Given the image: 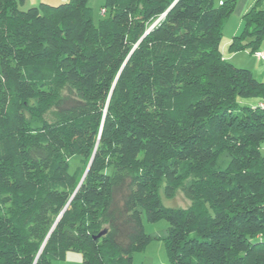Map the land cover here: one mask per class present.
Returning a JSON list of instances; mask_svg holds the SVG:
<instances>
[{
  "label": "trees",
  "instance_id": "trees-1",
  "mask_svg": "<svg viewBox=\"0 0 264 264\" xmlns=\"http://www.w3.org/2000/svg\"><path fill=\"white\" fill-rule=\"evenodd\" d=\"M23 1L0 0V264H132L143 215L169 264H264V80L219 49L237 0H105L97 25ZM261 1L230 51L262 47Z\"/></svg>",
  "mask_w": 264,
  "mask_h": 264
},
{
  "label": "rangeland",
  "instance_id": "rangeland-1",
  "mask_svg": "<svg viewBox=\"0 0 264 264\" xmlns=\"http://www.w3.org/2000/svg\"><path fill=\"white\" fill-rule=\"evenodd\" d=\"M47 1V2H46ZM68 0H24L22 3L19 4L20 10H27L32 7L38 6L40 3H45L48 5L56 6L62 3L67 2ZM252 1V0H251ZM258 1V0H257ZM105 0H88V7L90 9V15L91 20L94 25H97L99 20L102 19L104 16V11H102V7L104 5ZM240 0H237L236 7L233 11V13L227 18L223 25L222 29V37L219 45V49L221 51V54L223 58L226 60L227 58L230 59L227 61L234 65L237 68H243L251 71L256 77L258 81H263V78L261 77V74H264V64H262L258 59L255 57L254 54H251L249 50H243V51H230L229 45L233 37L231 36L232 33L237 29V26L242 23L241 29L238 32V35L242 31L243 27V21L241 20L242 17L236 14V9L243 4H245L244 0H242L240 3ZM257 3V2H256ZM259 8L264 9V0L261 1L259 4ZM239 26V27H240ZM264 45V43H263ZM263 45L259 50L263 49ZM242 104H255L256 101L252 99H244L241 101ZM260 154L264 156V143L261 144L259 148ZM225 159V158H224ZM226 163V159L225 162ZM80 165V160L78 156H73L69 159V172H73L77 166ZM159 195L161 197L162 203L165 207H172V208H186L189 205V202L184 198L183 194L179 191L175 194V196L172 199H167L163 195V190L161 189L159 191ZM143 225L146 229V233L150 235L153 239L151 242L146 246L144 252L135 253L133 255L132 264H169V259L166 254L165 246L163 238L165 236V230L167 228V223L164 219L156 222V223H149L146 221L144 215H143ZM71 254H77V253H68ZM78 256H80L78 254ZM67 263H64V261L61 260H55L52 262V264H70L69 260L65 261Z\"/></svg>",
  "mask_w": 264,
  "mask_h": 264
},
{
  "label": "crops",
  "instance_id": "crops-1",
  "mask_svg": "<svg viewBox=\"0 0 264 264\" xmlns=\"http://www.w3.org/2000/svg\"><path fill=\"white\" fill-rule=\"evenodd\" d=\"M242 0H240V2H241ZM47 2V1H46ZM239 2V3H240ZM244 2H245V4H243L242 6H241V8L239 7V9L237 8L236 9V14L237 15H239V16H243L252 6H254L255 5V3L257 2V0H244ZM238 5V4H237ZM242 20V19H241ZM243 21V20H242ZM242 26V23H240L238 26H237V29L232 33V35L231 36H236V35H238V32H239V30L241 29V26ZM240 26V27H239ZM228 59V58H227ZM226 59V60H227ZM228 60H230V59H228ZM231 61V60H230ZM253 74V73H252ZM254 75V74H253ZM263 76H264V74L262 73L261 74V77H259V78H263ZM254 77H255V75H254ZM256 78V77H255ZM258 79V78H257ZM145 229V228H144ZM145 231H146V229H145ZM166 231V230H165ZM144 252V251H143ZM69 253H71V252H69ZM70 261L69 263L70 264H83V262H82V259H81V256H78V254H71V255H69L68 253L66 254V256H65V258H64V260H62V261H64V263H67V262H65V261ZM151 264V263H150Z\"/></svg>",
  "mask_w": 264,
  "mask_h": 264
},
{
  "label": "built area",
  "instance_id": "built-area-1",
  "mask_svg": "<svg viewBox=\"0 0 264 264\" xmlns=\"http://www.w3.org/2000/svg\"><path fill=\"white\" fill-rule=\"evenodd\" d=\"M254 55L258 59V61L264 64V45H263V49L258 50Z\"/></svg>",
  "mask_w": 264,
  "mask_h": 264
}]
</instances>
